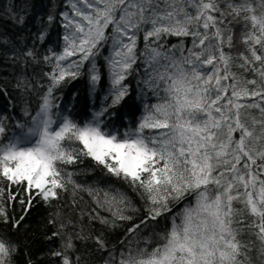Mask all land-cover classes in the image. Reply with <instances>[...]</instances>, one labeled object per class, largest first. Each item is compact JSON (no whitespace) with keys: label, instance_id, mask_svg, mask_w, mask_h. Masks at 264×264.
<instances>
[{"label":"snow or ice","instance_id":"obj_1","mask_svg":"<svg viewBox=\"0 0 264 264\" xmlns=\"http://www.w3.org/2000/svg\"><path fill=\"white\" fill-rule=\"evenodd\" d=\"M27 7L5 14L22 27ZM37 19L31 45L0 33V61L17 70L21 99L34 88L29 68L51 65L34 114L0 115V225L17 233L34 201L52 208L70 192L75 208L86 192L93 206L80 207L77 220L59 208L49 213V264H264V0H66L64 11ZM57 23L60 51L48 46ZM105 47L110 80L102 92L96 60ZM86 62L89 99L93 107L102 100L81 124L54 92ZM137 102L145 113L134 129L109 125L128 118L122 108L134 116ZM86 159L107 184L73 178ZM85 217L98 234L78 227ZM161 220L162 230L144 235ZM118 229L119 248L110 247L107 236ZM19 252L0 229V264H17Z\"/></svg>","mask_w":264,"mask_h":264},{"label":"trees","instance_id":"obj_2","mask_svg":"<svg viewBox=\"0 0 264 264\" xmlns=\"http://www.w3.org/2000/svg\"><path fill=\"white\" fill-rule=\"evenodd\" d=\"M27 4V14L26 23L22 27H16L9 20V16L6 15V10L10 5H15L16 10L19 11L20 7ZM66 0H0V33H5L6 39L15 38L20 41H27L31 45V36L36 31L39 24L37 17L47 16L50 10L55 11L57 14L65 10ZM53 6H55L53 8ZM237 35H239V29L236 30ZM63 29L57 23L51 28V39L49 41L50 47H55L57 51H60V45L62 41L57 43L59 36L62 34ZM168 41L170 44H176L178 38L169 37ZM142 47V45H141ZM242 50V49H241ZM38 52L43 54L45 52V47H38ZM108 55V48L105 47L101 52L100 56L97 57L96 63L97 67L102 74V80L98 86V91L106 92L109 86V72L107 68L105 56ZM75 59V58H71ZM88 69L89 65L87 62L81 68V74L74 80L63 84L60 88L56 89L54 92L55 103L60 106V109L64 111V114H70L71 118L78 123H84L91 119L92 112L99 108L102 100V96L96 99L95 107H93L88 94ZM51 71V65L41 64L39 66H32L28 70V75L31 79V83L34 88L24 94L23 99H21V93L15 89V77L18 74L17 70L13 66L0 61V87L7 90V95L0 93V115L11 116L12 119L23 121L28 119L24 115V109L31 113H35L41 102V96L46 92V87L49 80L43 75L44 72ZM135 76H130L128 81L132 83L135 88L136 85ZM43 85V87L41 86ZM75 94V100L73 96ZM147 103H155V99L152 97L146 98ZM121 114H128V118L124 120L113 119L108 123L109 125H115L121 134L125 131H130L134 129L139 121L140 117L145 113V109L142 103L137 102L135 114L127 108L120 109ZM7 123V121H6ZM151 130H145V134H149ZM71 170V167H69ZM78 183L85 186L89 185H104L109 182V178L104 177L99 169L94 168L90 160H85L79 165V171L73 177ZM111 183L126 191L129 196L139 205L140 201L136 194L128 188L126 185L120 184L114 178L111 179ZM79 197H83L79 200ZM79 200V206L73 207L71 202V193L62 195L61 201L55 204L54 207L49 208L43 202H35L31 211L27 215L24 221V227L17 233H12V230L4 225H0V229L7 231L9 234L13 235V238L19 242L20 252L17 256V264H25L28 257H31L38 264H49L50 258L47 255V250L49 248L48 241L45 240V235H50L53 229L48 225L49 213L56 211L57 208L65 215V217H70L74 220L78 219L80 207L87 208L92 205V201L86 192H80L77 197ZM9 210L13 212L16 217L21 214V209L19 204H14L9 206ZM178 210V208L176 209ZM167 222L161 220L158 225L154 228L146 229L144 235H151L153 231L159 232L162 230ZM83 226L85 234L89 232H94L96 234L100 231V226L97 224L94 227L89 226L87 217H85L82 223H78V227ZM123 236V229H118L115 233L109 234L107 240L109 246H117L119 248L118 241ZM77 247L80 253L83 254L85 249L82 242L76 241ZM89 247L91 244L89 243ZM91 259L93 261H98L99 256L96 253H92Z\"/></svg>","mask_w":264,"mask_h":264}]
</instances>
